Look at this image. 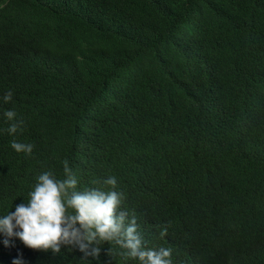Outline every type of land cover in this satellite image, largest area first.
<instances>
[{
  "label": "trees",
  "instance_id": "1",
  "mask_svg": "<svg viewBox=\"0 0 264 264\" xmlns=\"http://www.w3.org/2000/svg\"><path fill=\"white\" fill-rule=\"evenodd\" d=\"M64 161L173 264H264V0H0V217ZM4 239L0 264H138Z\"/></svg>",
  "mask_w": 264,
  "mask_h": 264
},
{
  "label": "clouds",
  "instance_id": "2",
  "mask_svg": "<svg viewBox=\"0 0 264 264\" xmlns=\"http://www.w3.org/2000/svg\"><path fill=\"white\" fill-rule=\"evenodd\" d=\"M12 98L11 90L2 97L5 103ZM4 116L9 122L6 129L9 135L23 130L24 121L17 119L14 110H6ZM11 148L31 155L34 145L13 140ZM99 183L103 186L79 188L77 175L67 161L63 163V178H57L51 171L43 172L29 192L28 201L0 217L4 245L9 246V239L16 237L33 250H50L56 255L63 247L68 251L77 249L82 258L98 259L100 245L111 243L118 246L119 255L137 260L138 264H173L172 250L147 248L135 215L129 218L126 211L120 210L124 197L116 190V177L108 176ZM169 225L161 226V238L167 235ZM105 254L111 256L113 249ZM12 264H22V261L14 259Z\"/></svg>",
  "mask_w": 264,
  "mask_h": 264
}]
</instances>
